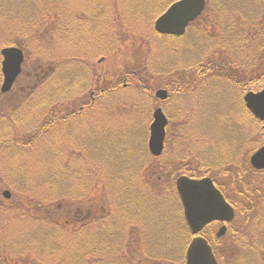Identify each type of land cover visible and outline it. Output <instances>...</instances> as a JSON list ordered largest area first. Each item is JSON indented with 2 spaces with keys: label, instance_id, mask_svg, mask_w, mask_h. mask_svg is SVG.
Masks as SVG:
<instances>
[{
  "label": "rangeland",
  "instance_id": "obj_1",
  "mask_svg": "<svg viewBox=\"0 0 264 264\" xmlns=\"http://www.w3.org/2000/svg\"><path fill=\"white\" fill-rule=\"evenodd\" d=\"M140 1L142 0H60L56 3L55 0H42L39 5L41 0H2L0 20L5 29L2 28L0 35V49L11 47L7 45L10 41L8 39H27L31 28L27 27L25 20L20 22L25 18L24 11L30 13L29 16L33 20L44 18L46 12L54 11V17L59 18L57 24L61 27V32L57 30L50 43L41 44L40 40H37L36 44L33 43L27 50L17 40L25 56L22 74L8 93H0V201H9L13 193L10 191L11 186H7L8 183L1 185V180L4 182L16 175L13 178L16 182L15 190L17 195H24L29 190L38 189L37 183L32 181L39 180L46 170L51 171L53 168L41 158V146L32 145L33 152L29 149L31 143H27L33 141L32 132L36 131L40 121L49 120L53 106V110L58 112L55 116L58 119L62 120L61 113L66 112L68 118L62 123H56V126L64 131H71V135L66 137V140L72 139L69 140L71 145L76 144L77 140L80 144L83 141L88 145L92 144L96 169L91 176L88 175L89 177L84 179H81L80 175L72 176L71 174L81 166L79 158H82L80 153L73 155L72 163L66 167L70 171L67 178L65 177L69 178V186L47 192L41 189L38 193L39 196L51 195L53 204H47L44 211L50 213L52 220L40 221L34 215L28 226L40 231L50 229L53 239L58 237L55 235H74L66 231V227L78 228L83 233L84 229H89L104 236L93 249V257L75 252L76 238H72L70 242L63 241L71 246L70 254L65 256L59 251L47 252L45 259L44 256L34 259V254L17 248L11 238L6 237L0 247L2 246L5 252L6 249L10 251L7 253V259L2 256L0 264H15L21 257L17 254L19 252L25 254V264H42V261L47 264H180L183 254L181 248L185 250V246L181 247L173 242L172 246H166L167 243L175 241L178 232L168 229V218L172 212L170 205L163 203L166 195L160 192L161 186L156 188L149 183L153 195H146L137 214L133 211L135 219L131 212H127V202L129 199L135 201V193L128 197L125 192L117 194L119 186H122L121 190H124V186H129V191H141L139 187L145 185L143 179L146 181V173L151 167L159 166V162L156 164L150 161L142 148L143 143L148 140L152 113L157 104L155 100L140 94L133 78L134 75L137 77L136 71L151 86L176 85L181 78H187V82L179 86L177 91L176 100H180V110L187 108L185 98L180 99V95L185 97L183 93H186L189 99L196 96L191 87V79L201 80L198 82L201 85L205 83L206 78L213 81L214 85L203 94L206 95L207 106L202 112L199 106L192 104V109L189 106L186 113H172L170 110L175 106V97H171L167 105L169 112L166 115L169 121L166 127L168 141L174 147L184 145L190 152V147L196 152L200 147L212 150L211 139L224 143L222 148L226 153L216 160L220 162L212 164L223 163L221 167L230 181L231 201L236 207L241 203L245 204L241 195L248 191V180L253 176L249 158L260 144H264V130L262 125L243 109L237 112L234 101L233 103L225 100L221 93H214V86L220 79H225L224 84L230 91L232 89L235 95L239 89L244 92L252 91V83L263 71L264 0L212 1L201 17L190 23L186 35L181 39H162L152 33L155 32L154 22L161 15L157 16V10L161 5L171 4L172 0H154L155 3H151L149 9L145 7V15L137 7L143 8ZM144 1L148 3V0ZM9 2H13V6H20L18 11L10 5L3 6ZM97 5L99 8H95ZM42 11L44 14L41 15ZM69 15L74 16V19H81L72 20L77 22L78 37L82 34L80 45L76 44L74 39H63V27L67 25L63 17L68 18ZM73 26L72 23L70 27ZM7 29L19 37L7 36ZM1 60L3 61L0 56V69ZM129 71L133 72L129 78L131 84L122 89L121 73L128 74ZM199 71L205 76L196 74ZM46 72L48 75H45ZM35 73L40 77L37 84ZM116 79L119 83L118 91L108 92L113 94L112 98L108 93L104 94L102 104L95 107L98 113L91 112L86 115L79 109L83 103H90L91 93L94 92L93 97L99 98V90L107 91L110 86L107 83H113ZM1 81L0 73V85ZM261 88H264V84L257 90ZM194 91H197L196 86ZM27 97L28 101L24 102ZM216 102L218 109L226 112L225 117H216L213 114L208 116L209 110ZM58 106L60 108H57ZM6 112L13 114L12 120L2 118ZM48 130L52 135L54 128L49 127ZM52 138L55 144H52V140L48 146L54 152L59 146L60 134ZM221 138L223 140H220ZM10 140L16 144H10ZM25 143L29 147L22 146ZM19 149H22L23 154H18ZM167 156L168 154L164 158ZM189 159L197 161L202 158ZM115 167L118 171L115 169L114 173ZM162 173H152L151 177L161 183ZM148 180L152 179L148 176ZM4 191L9 192L8 199L3 195ZM257 196L255 200L246 202L252 207L251 210L248 209L250 213L242 217L241 222L250 225L251 232L258 231V234L264 235V201L260 207L257 206L263 195L260 193ZM148 197H153L154 200ZM154 201L157 204L162 201L158 211L144 209ZM91 206L93 208L88 210ZM243 207L238 206L237 213L245 212ZM257 210L256 214L252 213ZM107 213L118 221L119 236L115 231L109 230L111 225ZM260 215L263 216V222H257V216ZM78 219L82 222L75 226L74 223ZM60 226L63 233L59 231ZM233 234L232 231L230 236L237 237ZM103 240L106 244L100 245ZM255 242L259 245L252 244L251 252H245L244 245H235L231 241V245L227 246L234 251L232 257L225 256L223 251L220 252V247H217L216 254L222 264H243L244 256L249 264H264V238H257ZM59 243L57 245H63L61 241ZM83 243L87 241L83 239ZM90 243L95 244L97 241ZM108 244H111L110 250L103 247ZM227 246L225 245V249ZM167 256L170 261H167Z\"/></svg>",
  "mask_w": 264,
  "mask_h": 264
},
{
  "label": "trees",
  "instance_id": "obj_2",
  "mask_svg": "<svg viewBox=\"0 0 264 264\" xmlns=\"http://www.w3.org/2000/svg\"><path fill=\"white\" fill-rule=\"evenodd\" d=\"M0 1H1L0 4L2 5V0H0ZM59 1L60 0H55L56 3H58ZM174 1H176V0H172V2H174ZM212 1L216 2L217 0H212ZM218 1H220V0H218ZM140 2L143 4V8H140L139 6H137V7L140 11H143L144 15L146 14L145 7L147 6V8L149 9L151 6V3H153V4L155 3L154 0L151 2H150V0H148V3H145L144 0H142ZM11 3H13V2L6 3L3 6L10 5V7L12 9H15L16 11H18V7H20V6L16 7V6H13L14 4H11ZM41 3H42V0H41V2H39V5ZM169 5H170V3L167 6L161 5L160 8L158 9L159 11L157 10V12H156L157 16L162 14L167 9V7ZM155 6H154V8H155ZM0 7L2 8V6H0ZM95 8H99V5L95 6ZM24 13H25V15H24L25 18L22 19L21 21L20 20H18V21L23 22V20H25L27 25H28L27 27L31 28L30 32L27 33V37H26L27 39H23L22 37L17 36L15 33H11L12 31H10L8 29L6 30V35L7 36H14L15 35L16 38L19 37L20 40L18 38H17V40H19L21 42V44L26 47V50L33 43L36 44L37 40H40L41 44H43V42L50 43V41L52 40V37H55V32L57 30L59 32H61V27L59 26V24H57L59 18L56 19L54 17V11L53 12L49 11L48 13L46 12L45 17L40 18L39 20H37V19L33 20L31 18V16H29L30 13H28L26 11H24ZM42 14H44L43 11H42L41 15ZM15 15H17V13H15ZM73 19H74V16H72V15H69L68 18L65 16L63 17V20L66 21V24H67L63 27L64 28L63 39H67V40L74 39V42H76V44L80 45L82 42V34L78 37L77 33H79L78 32L79 29L76 30L77 22H72ZM74 20H81V19L76 17ZM13 22L17 25L15 20H13ZM72 23L74 24L73 28L70 27L72 25ZM21 25L22 24L20 23V26ZM2 28H4V27H3L2 20H0V35L3 32ZM152 33L159 38H162V39L167 38V36H161L155 32H152ZM60 37H62V35H60ZM75 37H76V39H75ZM174 39H181V38H174ZM8 40H10L7 43L8 46L19 47V43H20L19 41H17V40L13 41L11 39H8ZM48 47H49V44H48ZM248 60H249V58H248ZM247 65H249V64H247ZM261 68H263L261 75L257 78V80L255 82L252 83L253 86L250 87V88H252V91H256L258 89V87L261 86V84H264V63H263ZM198 74L200 76L201 75L205 76V74H201L200 71L198 72ZM128 75H129L128 77L130 78V76L133 75V72L129 71ZM136 76L137 77H135V75L133 76L134 80L136 81V86H138L140 94L144 95L145 97H148V98L153 97V92L155 90H157L161 87H164L161 84L154 85V86L149 85L148 83L145 82L144 77L141 74H138L137 71H136ZM61 77H62V75L59 78H61ZM224 80L225 79H220V81L218 82V85L214 86V87H216L214 93L215 92L221 93V95H223V98L225 100L228 99V101H231V102L234 101L235 102V109L237 110V112L241 111L243 109V111L247 115H249L250 113L245 108L240 96L235 95V93L232 89L230 91V89L227 88L226 85L224 84ZM165 86H168L169 90L171 89L173 91L172 92L173 94H175V93L177 94V92L175 90L177 87L176 85H174V84L169 85L168 84ZM32 91H31V93H32ZM139 91H137V92H139ZM111 92H113V91H111ZM109 97L112 98L113 94H109ZM28 99H29L28 97L24 98V102L28 101ZM151 99L153 100V98H151ZM112 100H113V102H115L114 99H112ZM123 101H126V100L124 99ZM217 105L218 104L216 102L215 105H213L211 108L217 112L210 109L208 112V116H210L211 114L215 115L216 117H218V115H220V117L222 116L221 111H224V110H219ZM188 106H191V103ZM51 108L53 111V106ZM57 108H60V107L58 106ZM57 114H58V112L55 111V115H57ZM225 115H226V112H225ZM11 116H13L12 113L6 112L4 117H2V118H7L9 120H12ZM250 116L254 119V117L251 114H250ZM61 117H63V116H61ZM55 118H57V117H55ZM48 128H49V124H48L47 120L46 121H40L39 126L36 127V131L32 132L33 135H32L31 140L33 139V141L27 142V143H31L30 144L31 148L26 143L24 145H22L25 147H29V149L32 151H33L32 145L37 144L38 147L41 146V149H43V151L40 150L41 152H39L41 158L44 159L45 161H47L53 167L51 169V171L46 170L45 174H43L39 180L35 179L32 181V183H34V182L37 183L36 187H38V189L29 190V192L24 193V195H17V191L15 190V187H14L16 182L13 179L16 177V175H14L13 178H11L7 181L2 182V180H1V185L2 184L6 185L8 183L7 186H9V185L11 186L10 191L13 193H12V198L9 200L10 202L9 201H7V202L0 201V203H1L0 204V244H2V241H4V238L9 237L8 239L11 238V240L15 243V246L17 248H19L21 250H25L26 252L28 251L31 255L34 254L35 255L34 259H35V257L41 258L42 256H44V259H45L47 252L56 253L57 251H59L60 254H64L65 256L67 254H70L71 253L70 251L72 250L71 246L68 243H63V241L69 240V242H70L72 238H76L75 252L81 253V254L86 253V255L88 257H90V256L93 257L92 256L93 249L96 248V246L99 244L100 239H102V236H104V235L100 234L99 232H96L93 230L90 231L89 229L88 230L84 229V233H83V231L82 230L79 231L78 228L77 229H69L66 227V231H69V232L73 233L74 235H70L68 233L64 234V237L59 236V235H55L58 237H54V239H53V235H52L53 232L50 229L46 228V229H43L42 231H40L36 228L33 230L32 228H30V226H28L29 220L32 219L34 217V215H35V218L40 220V221L43 220L45 222L46 220H52L51 215H49L50 213L49 212L45 213V211H44V210H46L45 207H47V204H53L51 195L45 194L43 196H39L38 193L41 192L40 191L41 189H43L42 191L47 192L49 190H54V189H61L62 190V189L69 186V183L67 182L69 178L68 179H66V178L69 175L70 171H68L69 168L66 169V167L70 166V164L72 163L71 158L73 155H77L80 153L82 158H79V161L81 162L79 164H81V166L78 169H76L73 174H71L72 176L73 175H78V176L80 175L81 179H84V177L91 176L92 173H94V170L96 169L95 164H94L95 157L93 155V150H92V146H91L92 144H89L87 149H85V148L83 149L79 140H77L76 144L71 145L69 140H72V139L70 138L69 140H66V137H68V135H71L70 130L66 129L64 131L63 129H59L57 127V128H54V131L51 135L50 133H48L49 132ZM56 134H60L59 146L56 147L54 149V152H53V150H51L48 145L53 140L52 137L56 136ZM47 139H48V141H47ZM220 140H223V139L221 138ZM166 141L168 142V144L166 146V150H167V152H169V153H167L168 156L166 158H170L169 160L174 161V160H178L181 157H183V158L199 157L202 159H199L198 164L207 163L206 170L210 169L212 166L215 168L218 167L219 163H215V164H212V163L220 162V161H216V160H219V157H221V154H224V152H225V149L222 148L223 146H225L224 143L219 142L217 140L214 141L212 139H211L212 150H204L203 148L200 147V150L197 152L194 151L191 147H190V149L192 150V152H190L189 148H187L184 145H183V147L182 146H175V147L172 146L171 145L172 143L168 141V137H167ZM8 142L10 144H16L11 140ZM52 144H55V140L52 141ZM260 146H261V144L259 145V147ZM45 148H48V149H45ZM142 148H143V152L150 159V161L153 163H156V164L159 162V166L156 168L151 167V169H149V171L146 173V175H147L146 181H145V178L143 179L145 185L144 186L140 185L139 188L141 191H137L139 193H137L136 191H129L130 190L129 186H124L123 187L124 190H121L122 186H119L118 190H117L118 195L121 192H125L126 197L132 196L133 192L135 193L133 195L135 201L133 199H129L127 202V207H128L127 212H131L133 217H134V212H135V214H137L138 211L140 210V207L143 206V204L141 205V202L144 200L146 195H150V194L153 195L152 188H149V183H151L156 188H157V186L160 185V182H158L157 180H154V178L151 176H152V173L158 174L159 167L162 165V159L161 158L164 157L163 156L160 158H154L148 153L146 146H145V148H144V146ZM55 150H57V151H55ZM71 150H73V152ZM22 152H23L22 149H19L18 154H20ZM178 152H180L179 155L177 154ZM78 156H80V155H78ZM185 160H187V159H183V161H185ZM207 160L213 161V162H207ZM119 164H121V163H119ZM221 164H223V163H221ZM113 169H114V173H115V169H116V171H118V169L116 167ZM250 170L252 171L253 176H252V178H250V180H248V183H249L248 187H247L248 191H246L245 194L241 195L242 197H244V200H245V204L241 203L244 206L243 208H245L244 209L245 212L242 213V211H241V215L239 216L240 219H238V221H240V223H242L241 222L242 217H246L250 213V211H248V209H250L252 207L250 204L246 203L247 201L250 202V200L251 201L255 200L257 194H260V193L263 196H262V198H260V201L257 204V206L260 207L262 205V201H264V171H255L251 167H250ZM158 175H160V174H158ZM148 176L152 180L149 181ZM65 183H66V185H65ZM32 185L34 186V184H32ZM149 199H153V197H150ZM59 200L61 201L62 198ZM160 202L161 203H159V204L155 203V201L151 202L149 204V206L144 207V209L157 210L158 211L162 206V201H160ZM163 203L170 205L172 215H174L175 212L177 214V210L179 209V203H178L177 199L175 198V196L173 197V194H171V196L166 195ZM241 204L238 206L242 207ZM177 207H178V209H177ZM125 210H126V208H125ZM257 212H258V210L255 212H252V213L256 214ZM106 216L108 217L109 223L111 225L109 230L115 231V234L117 236H119L120 235V231H119L120 226L118 224V221L115 219L114 216L109 215L108 213ZM35 218H34V220H35ZM134 219H135V217H134ZM81 222L82 221H80L78 219L75 221L74 225L75 226L79 225V224H81ZM257 222H263V216L262 215L257 216ZM137 225L138 224H136V226ZM22 227H23V229H22ZM164 227H165V225H164ZM250 228H251L250 225L245 224L242 227V229H237L236 231H233L235 236L239 237L240 233H241L242 234L241 237L247 238V240H245V241H244V238H242V239L239 238V239H241L240 243L243 241L242 245H244L243 248L245 247V252H251L252 246H253L252 244L255 243L256 245H259V243L255 242V239L260 238V237L264 238L263 234H258V231H255V232L252 231L251 232V230H249ZM60 229L61 230H59V231H61L63 233L62 226H60ZM178 232H179V234H181V233L185 234L186 229L185 228L181 229L179 226ZM246 233H248L249 236H244V234H246ZM252 233H253V235H252ZM187 235H188V232H187L186 236ZM83 239L85 241H87V243H83ZM59 241H61V243L63 244L62 246L57 245V244H60ZM90 241H97V243L92 244V243H90ZM172 242L176 245H181V247L185 246V245H182L181 242H179V244H177L176 242H178V241H171L170 243H167L166 246L167 247L172 246ZM102 244L105 245L106 242H104V240H103L100 245H102ZM110 246H111V244H108L107 246H103V247H106L110 250ZM248 246H250V247L248 248ZM185 248H186V246H185ZM175 249H176V247H175ZM6 250H7V252H5L4 249H2V246L0 247V259L2 258V256H4V258L7 259V253L10 250H8V249H6ZM182 250H183V254L181 256V259H182L183 255L185 254V250L181 248V252H182ZM2 251H3V254H2ZM17 254H19L21 257H19V259L16 261L15 264H19L22 262H23V264H25V262H24L25 254H21L20 252ZM151 255L154 256V254H151ZM171 257H174V256H171ZM166 258L168 259L167 261H170L168 256ZM151 259H152V257H151ZM246 259H247V257H246ZM41 263L47 264V263H45V261H42Z\"/></svg>",
  "mask_w": 264,
  "mask_h": 264
},
{
  "label": "water",
  "instance_id": "obj_3",
  "mask_svg": "<svg viewBox=\"0 0 264 264\" xmlns=\"http://www.w3.org/2000/svg\"><path fill=\"white\" fill-rule=\"evenodd\" d=\"M206 0H180L172 4L154 23V30L161 35L182 36L189 23L195 20L203 11ZM3 61L1 72L3 83L1 93L10 91L16 77L21 72L23 54L17 48L1 50ZM156 97L164 99L166 92L158 90ZM246 108L259 120L264 121V89L257 93L249 92L244 96ZM167 120L160 109L153 113V121L149 129L148 148L151 155L158 157L163 150V142ZM250 165L255 170H264V146L250 157ZM180 195L186 221L193 234L215 220L230 222L234 213L224 201L209 179L200 181L179 178L176 183ZM8 198L9 193L4 192ZM220 229L218 236H222ZM186 264H216L210 247L202 239H194L186 254Z\"/></svg>",
  "mask_w": 264,
  "mask_h": 264
},
{
  "label": "flooded vegetation",
  "instance_id": "obj_4",
  "mask_svg": "<svg viewBox=\"0 0 264 264\" xmlns=\"http://www.w3.org/2000/svg\"><path fill=\"white\" fill-rule=\"evenodd\" d=\"M211 1L212 0L208 1V3H206V7ZM196 74H198V73L196 72ZM121 75H122V82H121L122 89H126V87L131 84V81L129 80L127 73L123 72V73H121ZM35 78H36V82H39L40 77L38 76L37 73H35ZM228 80H230V79H228ZM200 81L201 80L191 79V87L193 88V92L196 95L195 97H193L192 99H189L188 94H186V93H183L185 95V97H182L180 95V99L185 98L184 102L187 103V108L184 110L179 109V105H180L179 101L180 100L179 99L176 100V99L178 98V95H177L178 92L177 91H178L179 86L184 85L187 82V78H181L179 81L176 82L177 87L175 90H176L177 94L176 93L173 94L172 93L173 91L171 89L169 90L168 86L164 85V87H161V89L166 92V97L164 99H160V101L157 100L159 103L158 106L160 107L162 113L166 116L167 113L169 112V111H167V105L169 104V101H170L171 97H173V96L175 97V106L173 109L170 110V111H172V113L173 112L178 113L179 111L183 112V113L188 112L189 111V106H188L189 103H191V106H190L191 109H192V104H193V105L199 106V108L201 109V112L204 111L205 107L207 106V104H206L207 100H206V95H203V94H204V92L209 90V87L213 86L214 83H213V81H210L209 78H206L205 83L202 85L200 83H198ZM107 85H110L107 91H105L104 89L99 90V93H101V96L99 98L93 97L94 92L91 93L90 103L89 104L83 103V106L79 109L83 110V112L86 115L91 113V112L98 113V111L95 110V107L97 105L102 104V97L104 96V94L111 92V91H113L115 93L119 89V83H118L117 79L113 83H107ZM216 85H218V83ZM195 86L197 87V91H194ZM244 93H246V91L244 92V91L239 89L238 94H237L238 96H240L243 104H244V101H243L244 100V95H243ZM199 108H197V110ZM50 112H51V115H50V118L48 120V124H49V127L51 129L57 128L56 123H62L66 120L65 118H68L65 114L66 112L62 113L63 114L62 120L55 118L56 115H55L54 110L50 111ZM110 113H113V112H110ZM222 116H224V117L226 116L224 111H222ZM256 121L260 125H262V122H260L258 120H256ZM262 130H264V125H262ZM167 135L168 134L166 132L165 141H164V148L162 150L161 157H163L167 153H169L166 150V146L168 144L166 141L167 137H168ZM81 145H82L83 149L84 148L87 149V147L89 146L84 141L81 142ZM143 145H144V148H145V146L148 147L147 142L143 143ZM161 159H162V165L163 166L161 165L159 167V173H160V171L163 173L161 175L162 181L160 183V186H161L160 192L162 194L168 195V196H171V194H173V197L175 196V198L177 199V201L179 203V209L177 207V209H178L177 214L175 212L174 215H170L168 218L169 219L168 228L174 229L176 232L179 231V226L181 229H183V228L186 229L185 234H182V233L179 234V232H178V235L175 238V241H178L176 243L179 244V242H181L182 245L188 246L193 241L194 238H200V239L204 240L211 247V250L214 253L217 264H222L221 260L219 259V257L216 254L217 247H220V249H221L220 252L223 251L225 256L229 255L232 257L231 249L227 245H229V244L231 245V241H233V243H235V244L240 243L242 238L240 236L239 237L241 239H239V237L237 239L232 238L230 236V234L232 231H236L237 229H242V227L245 225V223H240L238 221L240 223L239 224L237 222L239 213H237V211H236L237 207H236L235 203H233L231 201V198H230L231 195L229 193V187H230L229 182L230 181L228 180V178H226V174L224 173L223 168L219 164L218 167H216V168L212 166L210 169L206 170L207 163L198 164L199 160L194 161L192 159L183 158V157L179 158L178 160H174V161L169 160L170 158H164V157ZM183 159H187V160L183 161ZM233 175H236V174H233ZM179 178H188V179L197 180V181L202 180V179H210L211 182L213 183L214 187L220 192V194L222 195L224 200L229 205H231L233 207V209H234L233 220L231 222H223V221H219V220L212 221V222L206 224L202 228V230L194 236V234H192V232H190V228L188 227V225L186 223V220L184 217V210H183L181 202L179 200L178 191H177V187H176V181ZM165 184H167V185L163 186ZM90 209H92V206L89 207L88 210H90ZM80 221H82V220H80ZM222 228L224 229L223 235L218 236L219 230ZM187 232H188V235L186 236ZM233 235H235V234H233ZM240 235H242V234L240 233ZM245 240H247V238H244V241ZM240 244H243V241ZM225 245L228 248L225 249ZM184 259H185V255H184V257H182V259H180V264H183ZM243 264H247L246 258H244Z\"/></svg>",
  "mask_w": 264,
  "mask_h": 264
}]
</instances>
